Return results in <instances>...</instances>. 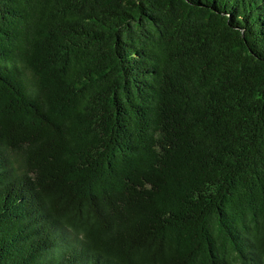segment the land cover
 I'll return each instance as SVG.
<instances>
[{
    "label": "trees",
    "instance_id": "1",
    "mask_svg": "<svg viewBox=\"0 0 264 264\" xmlns=\"http://www.w3.org/2000/svg\"><path fill=\"white\" fill-rule=\"evenodd\" d=\"M0 264H264V0H0Z\"/></svg>",
    "mask_w": 264,
    "mask_h": 264
}]
</instances>
